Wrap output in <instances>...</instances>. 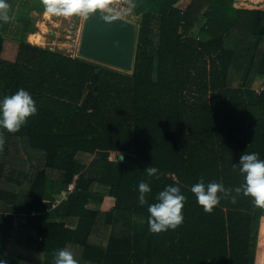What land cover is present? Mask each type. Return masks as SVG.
Returning a JSON list of instances; mask_svg holds the SVG:
<instances>
[{"label": "trees", "instance_id": "16d2710c", "mask_svg": "<svg viewBox=\"0 0 264 264\" xmlns=\"http://www.w3.org/2000/svg\"><path fill=\"white\" fill-rule=\"evenodd\" d=\"M130 1L139 15L131 71L31 44L30 15L8 1L22 26L10 31L14 56L0 55V97L24 88L38 112L16 133L0 129V208L19 205L21 181L5 170H31L26 145L43 164L26 213L0 212V259L53 264L63 248L79 264H264V207L240 195L207 213L190 191L201 180L239 186L233 164L245 151L264 159V0ZM140 180L151 187L143 206ZM165 185L186 196L184 222L152 233L148 204ZM91 200L96 210L85 207ZM126 214L143 217L142 227L116 232Z\"/></svg>", "mask_w": 264, "mask_h": 264}, {"label": "clouds", "instance_id": "9594fccd", "mask_svg": "<svg viewBox=\"0 0 264 264\" xmlns=\"http://www.w3.org/2000/svg\"><path fill=\"white\" fill-rule=\"evenodd\" d=\"M46 14L53 16H71L73 14L87 15L94 6L92 0H42ZM10 5L7 0H0V23L10 21ZM38 108L32 95L24 88H19L10 95L0 97V129L8 133L20 131L30 117L37 115ZM2 143V140H0ZM123 159V156H121ZM243 177V182L236 187H225L223 183L203 180L191 186L190 191L195 195L196 202L203 211L211 213L221 199L235 202L243 195L250 197L253 202L264 207V159L256 152H243L238 164H233ZM148 177L159 179V170L154 166L145 167ZM137 202L143 206L148 203L146 194L151 192L149 183L140 180L137 184ZM156 202L148 204V231L161 233L175 230L184 222L182 209L186 196L176 185H165L155 197ZM0 264H8L6 259H0ZM53 264H79L71 251L58 249L53 257Z\"/></svg>", "mask_w": 264, "mask_h": 264}, {"label": "rangeland", "instance_id": "374dc122", "mask_svg": "<svg viewBox=\"0 0 264 264\" xmlns=\"http://www.w3.org/2000/svg\"><path fill=\"white\" fill-rule=\"evenodd\" d=\"M11 2L13 7V13L17 9L18 11H27L32 19V26L33 29L27 35L24 34V39L26 41H31L43 48H47L50 50H54L63 54L72 55V56H79L77 54V47L81 32L82 20L83 15L80 14H73L71 16H53L46 14L43 9L38 7L32 6L31 3L33 0H7V2ZM185 0H180L179 5H183ZM31 5V6H30ZM119 7L116 6L115 9ZM120 8L122 10H120ZM119 11L122 15H124V10L126 9L127 12L130 13L127 16L129 20L138 24L139 15L132 14L131 11V1L127 0L120 5ZM12 13V15H13ZM22 24L16 20H10L7 23V30L0 32L1 38V45H0V55L1 57L12 58L17 50V42L11 37L10 31L15 30V28L20 27ZM35 30V31H34ZM156 26H152V33L156 34ZM22 33V31H21ZM28 39V40H27ZM90 60V59H89ZM256 87L252 88L255 89ZM27 153L30 156V160L32 163L33 169L39 168L43 164V153L40 151L33 150L29 148L27 145L25 147ZM115 156L114 152H110L109 156ZM6 174L12 173L13 177L18 178L21 181V189L20 194L17 198L19 199L26 198V191L29 184V181L32 178V175L29 173H22L17 174L15 171L6 168ZM33 174V172H32ZM127 218L123 219L122 221L120 218L116 221V227L119 229H123V231H134L139 230L143 225V218L140 216H128Z\"/></svg>", "mask_w": 264, "mask_h": 264}, {"label": "water", "instance_id": "95a60500", "mask_svg": "<svg viewBox=\"0 0 264 264\" xmlns=\"http://www.w3.org/2000/svg\"><path fill=\"white\" fill-rule=\"evenodd\" d=\"M137 25L132 20L93 6L83 15L77 54L117 69L131 71ZM123 156L118 153V160Z\"/></svg>", "mask_w": 264, "mask_h": 264}, {"label": "crops", "instance_id": "0c3cea01", "mask_svg": "<svg viewBox=\"0 0 264 264\" xmlns=\"http://www.w3.org/2000/svg\"><path fill=\"white\" fill-rule=\"evenodd\" d=\"M35 31V30H34ZM28 33L29 32H27V35H28ZM28 40V39H27ZM28 42H30L31 44H35V43H33V42H31V41H28ZM259 89V87H256L255 89H254V91L256 90H258ZM114 154H116L115 152H114ZM117 155V154H116ZM114 156V155H113ZM113 156H109L110 158H112ZM36 169H38V168H36ZM36 169H33V167L31 168V170L28 172L29 174H31L32 175V172H35V170ZM22 186V185H21ZM108 189H109V185H107V184H103V183H98V184H96L95 185V187H94V190L96 191V192H99V193H107L108 192ZM28 194V193H27ZM55 198H60V196H58V195H56V196H54L53 197V200L55 199ZM60 200V199H59ZM19 205L18 206H16L14 209L12 208L13 207V205H11V206H3V208H0V212L2 211L3 213H11L12 215H14V216H16V214L17 215H20V214H25L26 213V210L28 209V204H29V195H27V197L26 198H22V199H19ZM53 202V201H52ZM59 202H57V203H53V205L51 204V208L52 207H55L57 204H58ZM85 207L86 208H88V209H91V210H96L97 208H98V203L97 202H95V200H91V201H89V202H87V204L85 205ZM30 213H33V212H30ZM126 215H128V216H131V214H126ZM125 215V216H126ZM132 216H135V215H132ZM118 218H120V220L122 221L123 220V217L121 216H119ZM143 218V217H142ZM117 221V220H116ZM116 221L113 223V228H114V230L116 231V232H118V233H120V232H123V229H119L118 227H116ZM105 264V263H104Z\"/></svg>", "mask_w": 264, "mask_h": 264}, {"label": "built area", "instance_id": "2783aa9c", "mask_svg": "<svg viewBox=\"0 0 264 264\" xmlns=\"http://www.w3.org/2000/svg\"><path fill=\"white\" fill-rule=\"evenodd\" d=\"M125 1H127V0H92V3H93V5L98 6L102 9H105L111 13H114V14L119 15V16L124 17V18H128L125 15H128L130 13V11L128 13L127 10L125 9L123 12L124 15H122L119 11L120 5H122L123 2H125ZM116 6H118L119 8L115 9ZM120 10H122V9L120 8ZM70 56H72V55H70ZM261 88H262V85L259 87V89H261ZM74 186H75V182H74V180H72L68 185V189L71 191L74 189ZM59 199H61V197L55 198L52 202V205H53V203L54 204L57 203L59 201ZM16 225H17V221H13V228H15Z\"/></svg>", "mask_w": 264, "mask_h": 264}]
</instances>
